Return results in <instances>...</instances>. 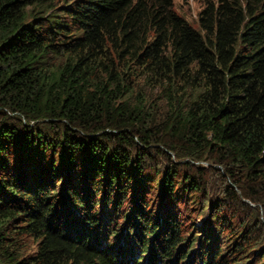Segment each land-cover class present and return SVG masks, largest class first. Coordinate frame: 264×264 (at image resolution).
<instances>
[{"label": "trees", "instance_id": "16d2710c", "mask_svg": "<svg viewBox=\"0 0 264 264\" xmlns=\"http://www.w3.org/2000/svg\"><path fill=\"white\" fill-rule=\"evenodd\" d=\"M200 161L255 204L221 252L150 209L203 192ZM259 208L264 0L209 1L198 29L171 0H0V264H264Z\"/></svg>", "mask_w": 264, "mask_h": 264}, {"label": "rangeland", "instance_id": "374dc122", "mask_svg": "<svg viewBox=\"0 0 264 264\" xmlns=\"http://www.w3.org/2000/svg\"><path fill=\"white\" fill-rule=\"evenodd\" d=\"M173 3L174 11L181 17H183L193 28L198 29V14L204 8L205 4L209 1L213 0H171ZM136 91L141 89L142 93L149 98H152L153 95L160 93L159 90L151 87L143 80H138L137 84H135ZM12 150V149H11ZM166 150V149H165ZM170 157V162L179 163L184 165L187 163L186 159L177 161L175 159V155L169 150H166ZM156 162H158V167L163 168V166L167 163V159L162 155L156 157ZM168 164V163H167ZM192 172L196 174H201L200 180L198 178V182H201L204 186V191L193 195V194H185L183 198L180 196L175 197V201H169V197H173L168 195L161 186H157L155 190H153L152 195L154 196V201L152 203V213L154 216L158 218L161 222V227H166V222L169 218L175 219L177 222L182 223L183 225H188L187 229L191 230V235L198 237L196 238L198 241L204 239L205 236H208L206 239L207 244L212 243L213 235L215 236V242L217 240V247L219 252L222 251L223 241H227L230 244L234 239L240 243V238L238 234L234 237V233L239 230L241 232V225H244L243 222L245 219L246 209H243L240 204H247V206L254 208L255 204L250 203L247 200H238L239 203H233V200L227 196L226 186L229 185V180L226 177L225 168L222 165L200 161L191 163L190 170L186 169V173ZM59 188L60 183L56 184ZM55 186V187H56ZM152 190V189H151ZM236 195H240V192L237 188H233ZM240 197V196H239ZM138 205L136 203V198L133 195L130 201L125 202L122 211L125 213L130 211L131 208H135ZM247 207V208H248ZM249 207V208H250ZM99 210V209H98ZM105 210V209H104ZM259 210V220L261 223L264 222L263 212L261 208ZM107 211H110L111 215H113V209L108 208ZM172 215L171 216V213ZM218 217V219L215 218ZM161 218H164L165 221H162ZM263 230L257 234L259 241V249L256 251L262 252L264 251V223ZM247 229V227H245ZM218 229L220 231H218ZM248 232L243 233L246 236ZM242 236V234H241ZM36 243L29 237H22L20 241V247L22 248V253L24 255H30L35 252ZM196 245V244H195ZM216 246V245H215ZM196 247V246H195ZM229 246L228 248H230ZM196 251V249H195ZM149 257L148 255L144 256V260H146V264ZM124 260V259H123Z\"/></svg>", "mask_w": 264, "mask_h": 264}]
</instances>
